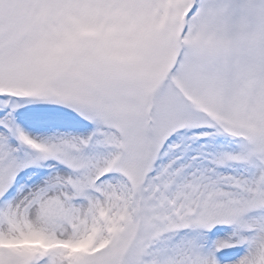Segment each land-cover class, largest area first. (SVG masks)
Here are the masks:
<instances>
[{
    "label": "snow or ice",
    "instance_id": "snow-or-ice-1",
    "mask_svg": "<svg viewBox=\"0 0 264 264\" xmlns=\"http://www.w3.org/2000/svg\"><path fill=\"white\" fill-rule=\"evenodd\" d=\"M0 264H264V0H0Z\"/></svg>",
    "mask_w": 264,
    "mask_h": 264
}]
</instances>
